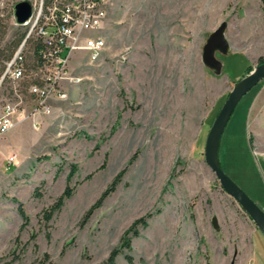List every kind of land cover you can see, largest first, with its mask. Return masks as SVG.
I'll return each mask as SVG.
<instances>
[{
  "label": "rangeland",
  "instance_id": "1",
  "mask_svg": "<svg viewBox=\"0 0 264 264\" xmlns=\"http://www.w3.org/2000/svg\"><path fill=\"white\" fill-rule=\"evenodd\" d=\"M20 1L0 0L6 55L25 35L16 25ZM224 22L234 50L216 54L217 74L203 49ZM101 35L107 47L99 61L83 54L72 62L75 79L61 86L68 99L0 138V264H41L46 255L53 264H104L144 217L116 264H130L127 255L132 264H264L263 232L250 234L255 223L205 160L230 93L264 61L262 0H112ZM7 61L0 58V79ZM11 90L9 82L0 88V109ZM34 108L33 100L25 105L27 113ZM219 161L264 211V80L236 108ZM68 185L73 196L46 225L44 211Z\"/></svg>",
  "mask_w": 264,
  "mask_h": 264
},
{
  "label": "built area",
  "instance_id": "2",
  "mask_svg": "<svg viewBox=\"0 0 264 264\" xmlns=\"http://www.w3.org/2000/svg\"><path fill=\"white\" fill-rule=\"evenodd\" d=\"M22 1L31 4L32 13L23 24L16 20L25 35L0 79V88L6 82L12 85V99L0 109V138L31 116L51 115V101L68 99L61 86L75 79L70 72L74 59L84 54L97 62L107 47L101 30L112 0ZM30 100L35 108L27 113L25 105ZM9 161L16 164L15 157Z\"/></svg>",
  "mask_w": 264,
  "mask_h": 264
},
{
  "label": "water",
  "instance_id": "3",
  "mask_svg": "<svg viewBox=\"0 0 264 264\" xmlns=\"http://www.w3.org/2000/svg\"><path fill=\"white\" fill-rule=\"evenodd\" d=\"M262 2L264 3V0H262ZM14 10L17 22L23 24L30 18L32 6L27 1H21L15 5ZM227 26L226 22L221 24V26L210 35L203 49L204 64L217 74L220 73L221 64L216 54H228L230 51V45L226 39ZM263 80L264 63L254 68L235 85L208 134L205 147V160L220 181L222 188L241 205L255 225L264 234V211L224 173L219 161L221 140L236 108L244 96ZM212 224L215 230H219L218 219L216 217L213 218Z\"/></svg>",
  "mask_w": 264,
  "mask_h": 264
},
{
  "label": "trees",
  "instance_id": "4",
  "mask_svg": "<svg viewBox=\"0 0 264 264\" xmlns=\"http://www.w3.org/2000/svg\"><path fill=\"white\" fill-rule=\"evenodd\" d=\"M24 36H22L17 42H15V49L19 46V44L22 42ZM14 55V51H12L9 55L5 54V50H0V58L4 57L5 60H10L12 56ZM262 63H264L263 58L260 59ZM252 67L248 68V73L252 71ZM5 69H1V72H3ZM77 172L75 166L72 167V174L70 175V179L74 177L75 173ZM125 174V171L121 172L113 181L111 184L110 188L102 195V197L97 201V203L91 207V209L88 211V213L85 215L84 222L89 221V219L92 217L93 213L95 212L96 209H98L104 200L111 194L112 191H115L117 185L121 182L123 176ZM75 192V189H73L70 185L67 186L65 189L64 193L60 196V198L57 200V202L49 209L45 210L43 215H44V221L46 225H48L54 215L59 212L62 207L64 206L66 200L70 199ZM21 210V209H20ZM21 214L23 218L27 221V217L24 213L23 210H21ZM28 224V222L26 223ZM142 225L145 227L147 225V218H141L137 221L134 222V224L128 229V231L124 234V236L121 239L120 245L118 248H115L111 255L109 256L108 260L104 264H116V259L117 257L125 250L130 251L132 248V238L138 236V227ZM127 260L129 261L130 264L133 263V259L131 256L127 255L126 256ZM41 264H53L50 261V257L46 255L44 259L42 260Z\"/></svg>",
  "mask_w": 264,
  "mask_h": 264
},
{
  "label": "crops",
  "instance_id": "5",
  "mask_svg": "<svg viewBox=\"0 0 264 264\" xmlns=\"http://www.w3.org/2000/svg\"><path fill=\"white\" fill-rule=\"evenodd\" d=\"M228 40V39H227ZM228 42H229V45H230V51H229V53H231L232 52V50H234V47L232 46V44L230 43V41L228 40ZM240 48V47H239ZM242 49V48H241ZM243 50L245 51V49L243 48ZM246 52V51H245ZM228 53V54H229ZM247 53V52H246ZM247 55H248V53H247ZM249 56V55H248ZM257 230L259 231V228L256 226V228H254L252 231H251V233L250 234H256L257 233ZM250 239V238H249ZM249 239H248V241H249ZM249 243V242H248Z\"/></svg>",
  "mask_w": 264,
  "mask_h": 264
}]
</instances>
